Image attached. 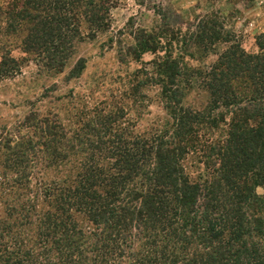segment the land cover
Segmentation results:
<instances>
[{"label": "trees", "instance_id": "16d2710c", "mask_svg": "<svg viewBox=\"0 0 264 264\" xmlns=\"http://www.w3.org/2000/svg\"><path fill=\"white\" fill-rule=\"evenodd\" d=\"M106 4L6 0L0 78L18 70L7 43L38 73L61 74L84 38L78 18L88 37L106 32ZM180 29H137L115 50L117 64L140 63L131 104L146 108L143 90L158 88L162 130L132 135L120 124L126 106H76L70 125L60 106L31 107L12 133L0 128V264H264V33L247 53L216 14ZM84 68L76 59L66 78ZM191 89L206 94L199 110L183 105ZM188 155L202 166L192 177Z\"/></svg>", "mask_w": 264, "mask_h": 264}, {"label": "rangeland", "instance_id": "374dc122", "mask_svg": "<svg viewBox=\"0 0 264 264\" xmlns=\"http://www.w3.org/2000/svg\"><path fill=\"white\" fill-rule=\"evenodd\" d=\"M6 0H0V7ZM108 6L106 32L88 37V24L79 17V29L84 38L74 44L72 57L61 74L49 75L38 73L36 62L19 49L8 47L9 56L17 60L18 70L11 77L0 78V128L14 130L25 114L33 107L43 114L48 108L60 106L58 110L65 125H70V113L76 106H126V114L120 124L128 125L132 135H151L162 130L169 120L158 95V88L148 85L142 92L146 98L143 106L128 95L131 82L130 73L139 68L140 63L130 62L119 65L115 60V50L131 43V33L137 29L152 30L159 26L180 27L182 31L196 18L203 15L220 16L224 28L234 34V39L247 53H255V37L264 33V0H105ZM111 40V44L106 41ZM2 41L0 42L1 45ZM4 43V42H3ZM5 48L0 46V56L5 55ZM159 56L161 53L158 54ZM81 58L85 68L77 79L66 78L68 67ZM156 56L145 53L141 62L148 72H152L149 61ZM1 59V57H0ZM215 56L209 55L202 63L189 62L191 66L210 64ZM129 76V77H128ZM205 92L197 89L186 91L183 105L194 110L201 109L206 102ZM141 103V104H142ZM126 127V126H124ZM25 135V129L19 130ZM194 156L188 155L183 163L190 177L201 172V165ZM50 173V172H49ZM258 194L264 188H257ZM81 227L87 228L86 222L79 215H74Z\"/></svg>", "mask_w": 264, "mask_h": 264}]
</instances>
